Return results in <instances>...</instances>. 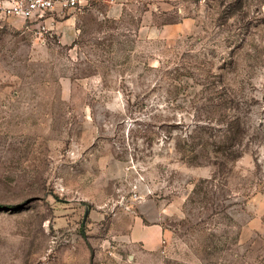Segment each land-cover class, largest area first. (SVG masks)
I'll return each mask as SVG.
<instances>
[{"label":"rangeland","instance_id":"374dc122","mask_svg":"<svg viewBox=\"0 0 264 264\" xmlns=\"http://www.w3.org/2000/svg\"><path fill=\"white\" fill-rule=\"evenodd\" d=\"M119 4L0 17V264H264V0Z\"/></svg>","mask_w":264,"mask_h":264},{"label":"crops","instance_id":"0c3cea01","mask_svg":"<svg viewBox=\"0 0 264 264\" xmlns=\"http://www.w3.org/2000/svg\"><path fill=\"white\" fill-rule=\"evenodd\" d=\"M103 1L95 0V6L93 3L90 5H82L78 8L62 9L57 6L55 10L49 12L45 18V23L50 33L57 34L62 42H72L81 32L80 22L89 14V12H95V15L99 17H118L123 13L121 4L117 3L108 4L106 8H102ZM21 25L25 24V21L21 18H15ZM165 230L161 223H144L142 218H136L134 224L129 232V238L135 244L134 246L141 245L143 252L158 251L160 247V238L164 234ZM161 252V251H160Z\"/></svg>","mask_w":264,"mask_h":264},{"label":"built area","instance_id":"2783aa9c","mask_svg":"<svg viewBox=\"0 0 264 264\" xmlns=\"http://www.w3.org/2000/svg\"><path fill=\"white\" fill-rule=\"evenodd\" d=\"M110 4L117 3L118 0H98ZM92 0H0V17H18L25 21L27 27L36 29L40 37H44L47 32L45 18L47 14L60 6L62 9L78 8L82 5H90ZM166 249L161 250L165 254Z\"/></svg>","mask_w":264,"mask_h":264}]
</instances>
